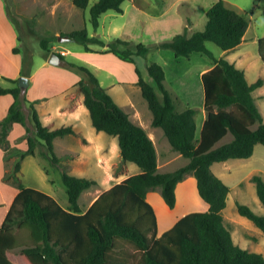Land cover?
Segmentation results:
<instances>
[{
    "label": "trees",
    "instance_id": "16d2710c",
    "mask_svg": "<svg viewBox=\"0 0 264 264\" xmlns=\"http://www.w3.org/2000/svg\"><path fill=\"white\" fill-rule=\"evenodd\" d=\"M122 2H94L89 9L92 26L98 27L99 17L106 11L122 13ZM72 3L78 9H85L89 0H72ZM190 26V18L186 16L182 31L170 40L158 42L155 48L170 50L177 58L187 59L193 53H200L212 62V67L200 76L205 118L198 137L197 109H177L178 99L165 84L162 66L157 62L147 63V74L154 86L136 68V85L151 112V125L159 127L172 150L188 160L168 172L159 171L156 150L145 129L130 120L91 70L68 62L57 53L64 67L81 75L74 91L76 96L83 97L91 126L96 132L115 137L122 160L139 170L101 192L84 211L79 198L83 191L95 185L94 180L60 169L69 203L65 209L49 194L25 187L18 177L22 160L36 149L59 170L63 157L55 155L53 141L77 132L71 126L55 129L44 126L35 108L40 100L29 101L18 79H6L13 83L11 87L0 85V95L13 97L6 116L0 120V148L5 152V161L12 158L3 179L10 178L18 190L0 224V264H264L263 254L241 248L233 241L222 215L229 187L211 170L213 163L247 159L256 145L264 147V120L253 97L254 90L262 86V79L248 82L244 71L225 58H215L206 48L207 42L224 52L236 48L249 23L244 13L227 6L225 0H216L205 12L203 28L190 32ZM67 36L81 44L85 52L112 53L131 63L135 56L147 59L150 52L143 43H135L131 49L133 43L120 38L106 45L99 37L90 36L85 28L71 31ZM40 44L44 51L50 52L46 39ZM91 46L107 47L95 50ZM263 47L264 36L258 39L259 53ZM18 51L17 47L13 48L14 53ZM25 104L32 128L27 126ZM14 123L25 127L26 150L9 145L8 134ZM227 134L232 139L218 145ZM187 175L195 177L198 194L209 207L182 216L157 237L156 215L146 199L147 193L158 188L166 205L172 208L176 185ZM251 180L264 208V180L260 175H253ZM236 210L264 235V214L239 202ZM121 244L130 246L134 255H121Z\"/></svg>",
    "mask_w": 264,
    "mask_h": 264
},
{
    "label": "rangeland",
    "instance_id": "374dc122",
    "mask_svg": "<svg viewBox=\"0 0 264 264\" xmlns=\"http://www.w3.org/2000/svg\"><path fill=\"white\" fill-rule=\"evenodd\" d=\"M96 1L97 0H89L85 9H78L73 5L72 0H0L1 3L3 2L6 4L7 15L12 25L17 29L19 41L16 39L15 42L20 51L18 58L21 59L24 57V72L29 71L28 69L32 60L38 65L42 62V59H44L45 54L47 55V52L41 48L40 41L42 39H46L48 41V46L50 45L48 49L56 53L55 50H59L57 47V42L60 41L59 39L63 40L62 38L67 36L71 31L85 28L90 36L95 35L97 37H99L103 31L104 37H106V34L109 33L113 25L120 26L123 21L128 19L126 18V14L130 2L129 0H125L122 4V7L126 11L125 14L116 13L113 10L106 11L99 17V26L95 29L89 21V9ZM135 1L140 2V0ZM215 1L216 0H197L199 4L198 10H200L198 14L201 15H198V10L195 11L192 9L184 0L181 1L179 8L184 16L190 18V28H193L192 22L195 19L196 22H199L198 28H200L201 21L205 20V17H203L204 13ZM225 2L227 6L245 14L249 23L248 29L242 42L230 51L224 52L210 42L206 43V48L212 52L215 58H225L237 68L244 71L248 82L252 83L258 78L262 79V86L254 90L253 97L264 120V47L261 53L258 51V39L264 36V0H225ZM131 21L134 22V19L131 18L130 23ZM194 29H196L195 26ZM115 33L119 34L121 30L117 28ZM102 38L103 36L101 35L100 39ZM63 45L71 52L79 50L84 52L81 44L69 40V38L63 42ZM91 47L95 49L99 48L98 46ZM130 48L134 49V44L130 45ZM153 49L156 50L155 46H153ZM75 56L76 55H74V57ZM87 56L88 55H86V57L83 56V59L86 60L87 63L89 62L91 65L96 66V64H93V62H96V59L92 60ZM68 57H71V55ZM140 59L141 57L137 60V66L143 71L145 80L154 86L151 77L144 71V64L157 62V59L153 55L148 56L147 59L142 58V61ZM176 60L178 61H174L172 57H165V69L167 73L165 84L167 88L175 93L178 99V101H176V107L178 110H182L185 107H195L198 111L196 116H198V118L204 116L202 109L203 90L201 80L197 76V69L204 65H208L207 68H209L212 66V62L199 53H194L193 57L189 59L179 58ZM110 64L112 65V63ZM0 69L4 71L5 74L16 77L15 70L12 69L10 64L1 62ZM42 75L43 74L37 76V81L41 87L45 80ZM13 77L0 75V85L4 87L13 86V83L6 80L17 79ZM41 87L37 88L39 93H43ZM74 90L75 88L61 95L45 98L40 102V105H38L42 115L58 116L56 119L57 121L54 122L55 126L68 125L70 121L67 120L65 116H78L80 121V127L74 123V125H76L75 129L78 130L77 135L70 134V136L65 138L66 140H63L65 142H62V150H59L64 152L61 155L63 159L60 162L62 168L60 167L59 170L54 168L47 160L41 157L37 151L38 149H36L33 155H28L29 157L26 158L25 163L22 165V169L20 168L18 172V177L25 187L34 188L51 195L63 208H67L69 203L66 189L60 176V169L76 177L94 180L95 185L83 191L79 198V205L84 211L92 203L94 197L118 181L136 173L138 168L134 164L122 160L115 137L108 136L103 132L98 133L94 131V128L90 125L91 123L87 122L89 114L82 103L83 97L81 95L76 96ZM125 91L127 93H125ZM117 92L118 94H116ZM156 92L158 98L162 101V95L158 90H156ZM125 94H129L134 101L132 110L128 109L123 104V95ZM181 94L187 98L186 100L189 102V106L183 104ZM113 95H115L123 111H129L131 116H142V119L144 116H152L146 101L141 95L139 87H137L136 92H134L132 87L122 90L121 92L120 89L115 90ZM141 102L146 104V108L140 104ZM74 109H76L75 115H67L66 112L71 113ZM24 113L27 116V126L32 128L29 109L26 104L24 105ZM63 116L66 118L65 120L62 119ZM143 121L146 122L147 119L145 118ZM147 129L150 130L149 128ZM230 135L231 134H227L221 142L229 139ZM23 136L24 135L15 139V145L25 140ZM9 145L12 147L10 141ZM0 150L4 155L5 152L3 149L0 148ZM254 151L252 161L248 160L238 164L241 166L246 164L249 168H244L243 171L232 172L231 176L233 179L228 180L235 190L241 189L245 196L250 192L248 186L253 183L251 180L253 175L249 177V180L242 179L244 181L240 182L239 178H241V176L253 168L254 171H257L254 175H260L264 180V147L258 145ZM168 157L170 162L166 164L163 160V150L159 152L160 170L172 171L184 165L187 161L185 158L179 157L178 153L173 150L168 154ZM3 161V173L0 170V174H2L0 179V220L4 212L3 205L8 201L4 199L7 197H5L3 187L6 186L14 189L10 178L6 181L3 179L9 171L12 158L6 161L3 159ZM251 163H253V167L250 168ZM191 177L193 176L187 175L184 182L177 185L176 201L172 208L166 205L161 194H159L156 189L147 193L146 199L151 204L156 215L157 237H159L163 231L168 230L167 228L174 224L181 214L202 212L200 207L201 202L199 200L201 197L198 195L195 183H192L193 180L192 182L189 180ZM231 196L233 200L238 198L235 195ZM233 203L234 202L231 200H228L226 208L223 211L225 224L232 233L233 241L248 251L264 255V235L249 220L238 214L236 206ZM120 247L122 248L121 252H119L121 255L127 253H129L128 257L134 255L133 249L130 246L121 244Z\"/></svg>",
    "mask_w": 264,
    "mask_h": 264
},
{
    "label": "crops",
    "instance_id": "0c3cea01",
    "mask_svg": "<svg viewBox=\"0 0 264 264\" xmlns=\"http://www.w3.org/2000/svg\"><path fill=\"white\" fill-rule=\"evenodd\" d=\"M149 1V2H148ZM182 0H146V1H141L137 2L135 0H129L130 4L128 6L127 10V16L128 18L126 21H123L120 26L119 25H113L109 31V33L106 34V37H104L103 31L101 32L99 38L101 35L103 38L101 39L102 41L105 42L107 45V42L114 38H120L122 40H127L132 42L133 44L135 43H143L147 47L150 48V52L148 56L153 55L157 59V63L160 64L165 72V83L167 79V73H166V66H165V57H172L174 61H178L176 59H179L174 56L173 52L170 50H163V49H153V46H155L158 42L160 41H167L170 40L174 35L177 33H180L183 29V26L185 24V17L184 14L181 12L179 6ZM189 6L192 7L195 11L199 9V4L197 0H184ZM125 2V0H123ZM122 2V4H123ZM184 3V2H183ZM122 7V5H121ZM209 8V7H208ZM126 11L122 7V13L120 14H125ZM200 13V10H198L197 14ZM201 15V14H198ZM205 17V13L203 15ZM125 18V19H126ZM133 18L134 22L131 21L130 19ZM202 18V17H201ZM194 20V19H192ZM205 23L204 21H201L200 28L199 22H196V19L192 22V27L189 28L190 32L196 30V29H201L203 28ZM129 24V26H128ZM99 26V24H98ZM102 26V24H101ZM194 26L196 29H194ZM119 28L121 30V33L116 34L115 31ZM127 30V31H126ZM34 32V31H33ZM245 36V35H244ZM244 38V37H243ZM19 41V35L17 33V29L15 28L14 25H12V22L10 21L7 12H6V4L0 2V66L1 62L8 63L12 67L13 70H15L16 77H13L12 75L5 74L4 71L0 69V75L6 76V77H13L19 79L20 77H25L27 78L28 84L26 88V98L29 101H33L36 99H39L40 101L35 104V108L39 114V118L44 126H48L50 129H55L61 126H55L54 122L57 121L58 116H47V115H42L39 111L38 105H40V102L43 101L45 98L53 97L56 95H61L65 93L66 91L74 89V86L78 83V81L81 79V75L73 70L69 69L67 67L63 66V63L61 60L57 65H51L48 62V58L50 54L52 53L51 51L45 54L44 59H42V62L38 65L34 63V61H31V64L29 66V71L24 72L25 69V61L24 57L19 59L20 51L18 53L13 52V48L17 47L15 40ZM60 40V39H59ZM63 42L58 41V49L55 50L56 53L60 54L64 60L68 62H74L82 65H87L86 67L91 70V72L97 77L99 84L106 90V92L113 98V100L117 103V105L123 110L121 107L120 103L117 101L115 98V95H113V92L115 90H119L120 92L125 89H132L134 92L137 90V80L138 76L136 74V68L140 71L143 79L145 80V76L143 75V71L139 69L137 66V60H139L140 56H135L134 57V62H126L122 61L119 58H117L115 55L112 53H98V52H81L79 51H73L71 52L68 48H66L63 45ZM107 46L103 48H93L95 50H104ZM50 48V45L48 46ZM83 48V47H82ZM64 52V54H62ZM194 54V53H193ZM193 54L189 58L193 57ZM200 54V53H199ZM71 55V57H68ZM74 55H76L74 57ZM90 57L92 60L96 59V62H93V64H96V66L91 65L89 62L87 63L86 60L83 59V56ZM188 58V59H189ZM60 59V58H59ZM87 59V58H86ZM88 59V60H91ZM142 59V57H141ZM140 59V60H141ZM142 61V60H141ZM112 63V65L110 64ZM3 64V63H2ZM146 66L147 63L144 64V71H146ZM208 65H204L201 68L197 69V76L200 78L201 74L210 69L211 67L207 68ZM24 73V74H22ZM40 74H43L44 76V82L42 84V87L39 85L37 81V76ZM146 81V80H145ZM2 86V85H1ZM4 87V86H3ZM41 87L43 89V93H39L37 91V88ZM125 93H127L125 91ZM118 94V92L116 93ZM191 94V92H190ZM188 94V95H190ZM126 95V94H125ZM123 95V104L125 107L128 109H131L134 107V101L129 94L126 96ZM181 99H183V104L186 106H189V102L186 100L187 98L181 94ZM190 97V96H188ZM13 102V97L10 94H5V95H0V120L4 118L8 112V108L10 104ZM143 107L146 108V104L143 102L140 103ZM125 112L129 115L130 120L137 124L142 126L145 131L147 132L148 136L150 139L153 141L155 150H156V155H157V164H158V169L160 172H168L170 170H160V165H159V152L163 150V160L168 164L170 162L168 154L172 151L170 144L168 143L166 137L163 134V131L159 127H153L151 125V120L152 116H144L143 119H147L146 122L143 121L142 116H131L130 112L125 110ZM68 114H73L75 115L76 109L72 111L71 113L66 112ZM67 117V120L70 121L68 125L64 126H71L72 129L77 132L78 130L75 129L76 125L80 127V121L78 119V116H65ZM205 115L200 116H195V123H196V136H199L200 129L202 126V123L204 121ZM63 120L64 116L62 117ZM87 122L90 123V119H87ZM76 123V125H74ZM91 125V124H90ZM149 128L150 130H148ZM95 131V130H94ZM102 133V132H98ZM25 134V127L21 125L20 123H14L12 126L11 131L9 132L8 139L11 143L12 147L20 148L22 150H26L28 148L26 140H24L22 143H19L18 145H15V139L17 137H20ZM70 135H65L63 137H57L53 141V148H54V153L57 157H61V155L64 153L63 151H59L60 149L62 150V142H65L63 140H66L65 138ZM226 137V136H225ZM224 137V138H225ZM223 138V139H224ZM232 139V136L230 135V138L221 142L220 140L218 142L219 144L226 143ZM258 145L255 146L254 150L256 149ZM1 151V150H0ZM255 152V151H254ZM254 152L251 157L247 159H229L226 161L222 162H217L213 163L211 165V170L212 172L219 177L228 187H229V193L227 195L226 199V205L228 200H231L234 202L233 204L236 206V201L250 205L249 207L256 213L258 214H264V208L259 201L258 197L256 196V191H255V185L253 183L249 184V194L245 196L243 191L240 189V186L238 187L240 190H235L233 186L229 183L228 180H232L231 173L232 172H238V171H243L244 168H249L245 165L241 166L238 165L240 163H243L245 161H252ZM168 153V154H167ZM179 155V154H178ZM30 156V155H29ZM29 156L25 157L24 160L21 163V169L22 165L25 163L26 158ZM181 155H179L180 157ZM33 157V156H31ZM182 157V156H181ZM4 155L3 152H0V170L3 173V166H4ZM188 161V160H187ZM186 161V163H187ZM185 163V164H186ZM253 167V163H251L250 168ZM242 168V169H241ZM139 170H137L138 172ZM136 172V173H137ZM257 171H254L253 168H251L250 171H248L246 174L241 176L240 182L244 181L246 179L249 180V177L254 175ZM2 174H0V179H1ZM193 176V175H192ZM185 179V178H184ZM238 179V180H239ZM244 179V180H242ZM189 180H193V184L195 183L196 188V179L195 177H191ZM181 182H184L181 181ZM179 182V183H181ZM178 183V184H179ZM177 184V185H178ZM234 184V183H233ZM177 185L175 188V195H176V189ZM157 192L160 194V190L157 188ZM3 191L5 193L4 199H7V203H5L4 206V212L2 215V219L0 220V224L2 223L4 216L6 215L8 208L14 199L15 195L17 194L18 190L14 187H3ZM150 192V191H149ZM198 192V191H197ZM8 195V196H7ZM199 195V194H198ZM231 195H235L238 198L236 200H233ZM51 196V195H50ZM98 196V195H97ZM94 197L93 201L97 198ZM200 200V207L201 211H206L209 207V205L204 201ZM92 201V202H93ZM204 201V202H202ZM226 208V207H225ZM224 208V209H225ZM66 209V208H65ZM223 209V211H224ZM222 211V215L223 214ZM188 213H183L180 215L179 218L182 216L186 215ZM224 218V217H223ZM225 222V219H224ZM173 225V224H172ZM172 225H170L167 229H169ZM227 226V225H226ZM164 232V231H163ZM162 232V233H163ZM231 232V231H230ZM232 235V233H231ZM233 238V237H232ZM241 247V246H240ZM243 248V247H241Z\"/></svg>",
    "mask_w": 264,
    "mask_h": 264
},
{
    "label": "water",
    "instance_id": "95a60500",
    "mask_svg": "<svg viewBox=\"0 0 264 264\" xmlns=\"http://www.w3.org/2000/svg\"><path fill=\"white\" fill-rule=\"evenodd\" d=\"M62 39L63 40H68V36L63 37ZM59 61H60V59H59V56L57 55V53L52 52L50 54L49 58H48L49 64L57 65L59 63ZM27 84H28L27 78H25V77H20L19 78V87H20L22 92H24L26 90Z\"/></svg>",
    "mask_w": 264,
    "mask_h": 264
},
{
    "label": "built area",
    "instance_id": "2783aa9c",
    "mask_svg": "<svg viewBox=\"0 0 264 264\" xmlns=\"http://www.w3.org/2000/svg\"><path fill=\"white\" fill-rule=\"evenodd\" d=\"M62 54H64V52H62Z\"/></svg>",
    "mask_w": 264,
    "mask_h": 264
}]
</instances>
